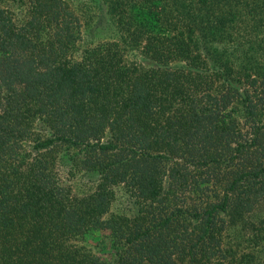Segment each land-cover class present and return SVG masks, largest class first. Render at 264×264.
<instances>
[{"label":"trees","instance_id":"16d2710c","mask_svg":"<svg viewBox=\"0 0 264 264\" xmlns=\"http://www.w3.org/2000/svg\"><path fill=\"white\" fill-rule=\"evenodd\" d=\"M27 3L22 24L0 7V264H240L223 234L264 198V0L140 9L144 65L118 42L76 58L69 3ZM118 186L130 215H110ZM101 232L111 261L87 246Z\"/></svg>","mask_w":264,"mask_h":264},{"label":"rangeland","instance_id":"374dc122","mask_svg":"<svg viewBox=\"0 0 264 264\" xmlns=\"http://www.w3.org/2000/svg\"><path fill=\"white\" fill-rule=\"evenodd\" d=\"M72 11L78 16L82 25V41L78 44L76 58H80L83 52L102 42H118L125 50L126 60L130 64L144 65L150 63L149 58L143 55V46L146 45V37L133 35L136 21L133 17L141 9L150 11L156 5L166 9L171 7H183L184 0H66ZM0 7L8 10L13 15L17 24H22L28 17L27 0H0ZM244 13H246L244 9ZM132 23L131 25H128ZM247 29L245 25L242 26ZM257 33L253 34L250 45L251 55L255 58L258 45L264 43V24L258 29L251 26ZM251 27H249L251 29ZM240 49V48H239ZM237 54L236 65L244 60L245 53ZM249 50V49H248ZM56 171L63 177L64 184L73 190L77 196H88L94 192V186L84 173H70V162L64 159L62 150L53 154ZM116 199L112 204L110 215H130L134 208L129 201L122 186L116 187ZM222 261H239L240 264H264V198L256 209L243 219L235 221L223 234ZM111 234L101 232L87 241V246L94 252L95 258L106 253L108 261H111ZM229 256L234 257L231 260Z\"/></svg>","mask_w":264,"mask_h":264}]
</instances>
